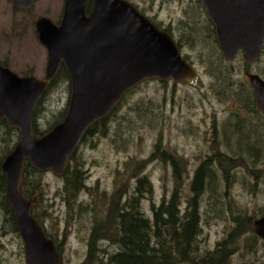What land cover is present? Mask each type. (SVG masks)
<instances>
[{
	"label": "rangeland",
	"instance_id": "rangeland-1",
	"mask_svg": "<svg viewBox=\"0 0 264 264\" xmlns=\"http://www.w3.org/2000/svg\"><path fill=\"white\" fill-rule=\"evenodd\" d=\"M130 1L159 27L171 23V35L183 43L189 40L179 39L176 31L184 28L182 19L210 30L204 8L197 0ZM61 7L62 0H35L31 10L24 12L11 9L8 2L0 0V62L17 76L29 74L41 80L46 55L36 40L33 23L40 17L54 23ZM183 43L182 53L191 64L196 81L186 85L156 80L140 83L120 110L109 118L105 132H99L83 144L80 141L74 154L82 163L85 188L76 193L69 208L63 201L61 179L50 172L41 173V198L35 210L40 215L42 229L56 248L60 264L82 263L86 240L98 213L106 220L101 211L114 204L111 195L125 187L123 190L131 192L141 177L151 188V194H143L140 200L144 216L150 217V208L162 199L167 200L172 189H179L183 209L192 196L189 189L193 173L203 161H208L211 168L200 185L205 191L196 203L200 217L197 237L200 253L212 251L236 226L234 220L249 219L251 226L253 220L264 214V157L250 163L242 154V159L233 155L247 151L246 146L261 149L260 156L264 153L261 144L264 114L255 105L253 91L250 107L237 96L242 88H250L245 73L255 74L264 81L258 74L264 73V53L249 66H245L240 55L227 62L231 63L228 73L232 90L221 87L223 90L218 91L220 85L216 84L209 67L213 64L214 71L213 43V47L205 43L204 49ZM68 93L66 82H60L42 100L41 119L36 124L38 131L45 130L53 117L66 109ZM142 105L149 107L145 116L140 111ZM236 123H245L249 129L235 131L232 127ZM157 144L160 151L177 160V181L169 163L159 159L148 162ZM227 160L243 167L235 165L228 173L221 172L218 164ZM142 161L144 166L140 164ZM214 189L218 192L216 200ZM208 199L213 206L208 204ZM3 222L0 216V264H24L20 238L10 233ZM242 229L243 234L234 241L229 264H264V242L246 227ZM98 245L106 253H115L112 246L102 242Z\"/></svg>",
	"mask_w": 264,
	"mask_h": 264
},
{
	"label": "water",
	"instance_id": "water-1",
	"mask_svg": "<svg viewBox=\"0 0 264 264\" xmlns=\"http://www.w3.org/2000/svg\"><path fill=\"white\" fill-rule=\"evenodd\" d=\"M28 9L33 0H8ZM214 27L218 49L226 62L242 54L245 66L260 57L264 41V0H200ZM34 34L46 54L43 78L20 77L0 64V124L18 132V141L4 157L1 170L5 196L23 250L24 264H60L55 247L31 216L34 198L22 191L25 162L39 173L60 177L86 130L104 119L129 90L146 80L192 84L195 74L166 33L156 29L124 0H64L56 26L37 18ZM62 65L69 84L62 120L45 134L32 133L31 114ZM264 114V81L245 73ZM264 242V214L251 223Z\"/></svg>",
	"mask_w": 264,
	"mask_h": 264
},
{
	"label": "trees",
	"instance_id": "trees-1",
	"mask_svg": "<svg viewBox=\"0 0 264 264\" xmlns=\"http://www.w3.org/2000/svg\"><path fill=\"white\" fill-rule=\"evenodd\" d=\"M197 3L200 5V0H197ZM208 25L212 26L210 22H208ZM206 30L201 29L194 24V26L186 32L179 33V39L186 37L189 42L185 41L184 43L189 44L192 47L200 46L204 49L206 48L205 43L211 45L213 43L212 31L208 28ZM168 35L171 37L178 49L181 58L187 64L191 65L187 57L182 53V40H179V42L178 39H174L171 34ZM213 45L214 49L212 50V57H214V71H212L213 64H210L209 67L211 68V72H214V80L216 84L220 85L218 91L223 89L230 91V89L232 90V87L228 68L231 63H227L220 53L215 33ZM263 53L264 41L261 46L260 55L262 56ZM238 55L242 58V54L237 53L233 61L238 57ZM258 74L264 79V73L258 72ZM28 75L29 74H25L23 76ZM194 81H196V77ZM60 82H66L67 90L69 91L68 77L62 66L59 67L54 78L47 85L32 110L31 129L32 133L37 137L45 134L64 117L65 108L57 114V119L53 117L52 122L45 130L38 131L36 128L38 120L41 119L40 104L42 100L46 99L47 95ZM221 87H223V89ZM136 88L137 86L125 93L107 117L94 123L86 130L81 139V144H83V142L90 137L99 134V132H105L106 126L110 122L109 118H111L116 111L120 110L122 103L127 97L131 96ZM252 94L253 93L250 88H242L239 90L237 95L238 100L246 107H250L252 106ZM148 110L149 107L142 105L140 108V111L143 112L142 116H145V114H147L145 112ZM248 126L249 125L245 123H240L236 127L232 128L235 129V131H239L243 130V128H248ZM17 141V130L15 128L8 127L3 120L0 124V216L3 217V223L5 224L7 230L10 229V233H13L17 238H19L12 210L6 200L5 178L4 173L1 170V164L4 157L12 151ZM261 144L263 147L264 140L261 141ZM158 147V144L154 147V152L151 157L147 159L148 162H151L154 159H159L162 163H169L172 167V171H174V179L177 181L179 179L176 172L178 168L177 160L175 157L170 156L166 152L160 151ZM245 148L247 151L234 152L233 155L238 158L240 157L241 159L242 157L246 158L250 161V163L264 157V153L260 156L259 152L261 149H257L254 146H246ZM75 155L76 154H73L68 158L64 173L59 177L62 181L61 189L63 201L67 208H69L70 204H72L71 202L75 200L76 193L85 188L84 172L81 170L82 163L77 161ZM140 164L144 166L145 163L142 161ZM235 165L236 163L232 160H227L222 164H218L221 172L224 173H228L230 169L235 168ZM224 166H227L226 169ZM236 166L243 167V164ZM210 168V163L208 164V161H204L202 165L193 173V180L191 188L189 189L192 196L186 201L183 209L180 208L179 189H172L167 200L162 199L157 206H152L150 208V217L144 216L140 200L142 199L143 194H151L149 182L144 177H141L136 181V186L131 190V192L123 190L127 188L125 187L118 190L116 194L111 195L115 205L110 203V206H108L105 211H101L105 213L106 220L102 218L100 212L97 215V221L93 218L94 223L91 225L88 238L86 240L85 257L81 264H229L230 257L232 256L234 250V241L243 234L242 226L246 227V230L250 233L253 231H251L252 229L249 219H245V221L244 219L234 220L236 226L215 245V248L212 251L199 252L197 247V237L200 232V217L196 203L201 192L205 191V189H201L200 185L202 186L205 182ZM40 177L41 173L31 169L27 162L24 163L22 168L21 187L27 199H35V203L31 207V216L39 226H41L40 215L36 212L35 207L41 198L40 189L42 187ZM127 193L130 195H128L127 198H123L122 196ZM216 194H218V192L214 189V200H216ZM209 201L210 200L208 199V204L213 206L214 203ZM44 235L50 239L45 231ZM100 242L108 246H112L115 249V253L110 254V252H104V250L99 248L98 244Z\"/></svg>",
	"mask_w": 264,
	"mask_h": 264
},
{
	"label": "flooded vegetation",
	"instance_id": "flooded-vegetation-1",
	"mask_svg": "<svg viewBox=\"0 0 264 264\" xmlns=\"http://www.w3.org/2000/svg\"><path fill=\"white\" fill-rule=\"evenodd\" d=\"M6 2H8L9 3V5H10V7H11V9H14V10H20V11H24V12H28V11H30L31 10V8L33 7V5H34V2H35V0H33V3H32V5L28 8V9H24V8H14V7H12V5H11V3L8 1V0H5ZM63 1L64 0H62V7H61V9H60V12H59V17H58V19L53 23L52 21V23L54 24V25H58L59 24V21H60V19H61V16H62V10H63ZM124 1H126L127 3H129L140 15H142L143 17H145L156 29H158L159 31H162V32H164V33H166L167 35L168 34H171V32H172V29H171V27H172V25H171V23H169L166 27H164V28H161V27H159V24H157L155 21H153L151 18H149V17H147V16H145L144 14H143V12H141L140 10H138V8L134 5V4H132L131 3V1L130 0H124ZM90 5H91V0H85V11L86 12H88V10H89V7H90ZM205 11V10H204ZM205 15H206V17H207V14H206V12H205ZM207 20H208V22H210V20L208 19V17H207ZM35 22V21H34ZM192 22V21H191ZM187 22L185 19H182V21H181V23H182V25L184 26V28H179L178 30H176V31H178L177 33H183V32H186L188 29H190L192 26H194V22ZM211 23V22H210ZM212 24V23H211ZM210 25V24H209ZM33 28H34V23H33ZM187 29V30H186ZM210 30L212 31V37H213V43H214V27H213V25L212 26H210ZM188 33V32H187ZM172 36V35H171ZM0 64L2 65V66H4V63L3 62H0ZM60 66H62L61 64L59 65V67ZM4 67H6L7 68V66L5 65ZM63 67V66H62ZM59 69V68H58ZM262 114V113H261ZM264 116V115H263ZM204 162V161H203ZM202 162V163H203ZM202 163L198 166V167H200L201 165H202ZM198 167H197V169H198ZM196 169V170H197ZM195 172V171H194ZM38 224V223H37ZM40 228H41V230H42V233L44 234V230L42 229V226H40ZM45 236V235H44ZM46 237V236H45ZM47 238V237H46ZM48 239V238H47ZM53 243V242H52Z\"/></svg>",
	"mask_w": 264,
	"mask_h": 264
}]
</instances>
